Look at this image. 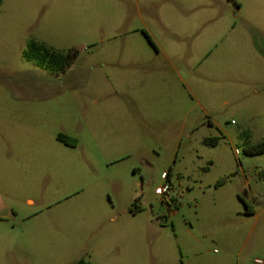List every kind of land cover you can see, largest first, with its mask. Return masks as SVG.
Returning <instances> with one entry per match:
<instances>
[{"label": "rangeland", "instance_id": "obj_1", "mask_svg": "<svg viewBox=\"0 0 264 264\" xmlns=\"http://www.w3.org/2000/svg\"><path fill=\"white\" fill-rule=\"evenodd\" d=\"M263 55L264 0H2L0 264H264Z\"/></svg>", "mask_w": 264, "mask_h": 264}, {"label": "trees", "instance_id": "obj_2", "mask_svg": "<svg viewBox=\"0 0 264 264\" xmlns=\"http://www.w3.org/2000/svg\"><path fill=\"white\" fill-rule=\"evenodd\" d=\"M2 0H0V3ZM145 37L148 42L153 46V43L147 33L144 32ZM24 58L28 62L34 63L37 67L43 69L46 72L54 75L64 74L76 61L78 57V51L76 49H71L67 53H61L54 50L44 44H40L35 41H30L27 45L26 51L23 54ZM58 141L69 145V138L58 136ZM211 143V145H217V139H208L205 144ZM245 154L249 156L264 154V142L257 145L248 146L245 149ZM73 264H90L84 259H79Z\"/></svg>", "mask_w": 264, "mask_h": 264}, {"label": "built area", "instance_id": "obj_3", "mask_svg": "<svg viewBox=\"0 0 264 264\" xmlns=\"http://www.w3.org/2000/svg\"><path fill=\"white\" fill-rule=\"evenodd\" d=\"M161 179L162 180H166L167 179V174L166 173H163L162 176H161ZM169 189L170 188H169L168 185H163L161 187L156 188L155 193L157 195L162 196V195H165L169 191ZM256 263H260V261L257 260Z\"/></svg>", "mask_w": 264, "mask_h": 264}, {"label": "crops", "instance_id": "obj_4", "mask_svg": "<svg viewBox=\"0 0 264 264\" xmlns=\"http://www.w3.org/2000/svg\"><path fill=\"white\" fill-rule=\"evenodd\" d=\"M262 55V54H261ZM264 56V55H263Z\"/></svg>", "mask_w": 264, "mask_h": 264}]
</instances>
